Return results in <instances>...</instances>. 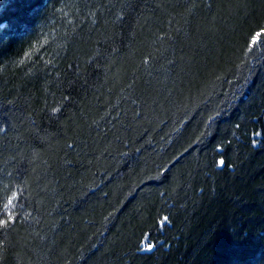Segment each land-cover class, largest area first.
Segmentation results:
<instances>
[{"label": "trees", "instance_id": "obj_1", "mask_svg": "<svg viewBox=\"0 0 264 264\" xmlns=\"http://www.w3.org/2000/svg\"><path fill=\"white\" fill-rule=\"evenodd\" d=\"M261 27L264 0H0V264H264Z\"/></svg>", "mask_w": 264, "mask_h": 264}, {"label": "snow or ice", "instance_id": "obj_2", "mask_svg": "<svg viewBox=\"0 0 264 264\" xmlns=\"http://www.w3.org/2000/svg\"><path fill=\"white\" fill-rule=\"evenodd\" d=\"M27 55V54H26ZM246 61L242 62L247 63L251 65L255 60L264 59V27H261V29L257 32H255L254 35H252V38L247 45V50L245 52ZM247 80V78H245ZM243 87V85H241ZM68 97H65L67 99ZM53 111H57V109H53ZM0 131H3V128H0ZM224 161L220 160L218 162V166H223ZM16 199V196L14 195L11 197L7 204L4 205V208L7 209L12 206L13 200ZM6 218H0V230L9 228L10 225H14L16 222L17 217L13 216L11 213H6ZM167 218L165 217L164 222H166ZM3 245V241L0 240V246ZM153 245L151 243H147L144 250H151Z\"/></svg>", "mask_w": 264, "mask_h": 264}]
</instances>
